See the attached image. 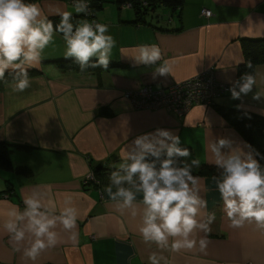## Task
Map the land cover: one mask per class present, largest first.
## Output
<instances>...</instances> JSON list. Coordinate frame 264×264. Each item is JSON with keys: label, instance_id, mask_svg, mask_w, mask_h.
<instances>
[{"label": "crops", "instance_id": "obj_1", "mask_svg": "<svg viewBox=\"0 0 264 264\" xmlns=\"http://www.w3.org/2000/svg\"><path fill=\"white\" fill-rule=\"evenodd\" d=\"M37 2L54 26L60 22L58 11H71L76 18L81 15L71 0ZM203 10L211 15L205 16ZM134 18L133 10L113 2L97 12L95 21L108 24L116 40L110 60L114 67L83 72L61 68L57 61L67 60L66 46L57 33L44 50L39 68L29 69L28 89L14 92V81L6 72L0 81V141L27 149L13 150L14 171H0V209L9 204L22 207L23 195L38 184L51 185L57 197L73 194L80 210L78 243L66 238L46 251L37 264H149L153 252L165 256L168 264H264V229L254 223L233 229L213 182L217 171L199 172L203 166L214 167L207 162V145L212 140L246 141L234 123L240 112L264 118V97L253 98L256 88L240 99L227 92L215 105H197L181 115L172 110L139 109L124 96L146 85L165 89L207 71L218 83L231 87L245 61L243 43L264 41V0H183L181 9L157 7L144 23ZM144 44L161 48L164 60L173 67L172 74L154 77L160 61L144 65L135 60L138 47ZM254 74L258 92L264 94V62L255 65ZM157 128L179 135L181 147L192 154L182 159H201L194 175L201 177L205 189L206 214L216 216L206 236V252L197 248L169 253L144 243L136 231L138 218L121 217L105 191L114 170L107 165L120 162L126 143ZM254 145L262 148L264 138ZM90 171L97 178L85 183ZM204 235L199 233L197 239ZM0 264H25L2 232Z\"/></svg>", "mask_w": 264, "mask_h": 264}, {"label": "clouds", "instance_id": "obj_2", "mask_svg": "<svg viewBox=\"0 0 264 264\" xmlns=\"http://www.w3.org/2000/svg\"><path fill=\"white\" fill-rule=\"evenodd\" d=\"M73 2L76 13L89 14L90 0ZM56 14L60 22L54 26L37 0H0V81L7 72L14 81V92H24L31 86L29 69L39 68L44 50L57 33L62 34L66 46L64 58H71L82 71L109 67L116 46L110 26L86 19L74 23L71 11ZM134 57L144 65L160 61L154 77L173 72L156 44L140 45ZM251 67L249 63L247 68ZM254 88L257 91L253 93ZM229 90L233 99L249 93L257 100L264 97L258 92L257 76L251 72H244ZM128 131L124 133L125 141ZM207 151V162L218 173L213 182L230 226L239 229L254 223L264 229V154L247 141L236 143L228 137L212 140ZM191 155L187 147H181L179 135L157 128L126 143L120 162L107 165L114 170L105 191L116 211L121 217L138 218L139 237L161 251L207 250L206 236L216 216L206 214L205 189L201 177L194 175L201 159H181ZM86 178L93 179L94 173L90 171ZM0 217V232L7 235L12 251L19 253L25 264H37L46 251L57 248L66 238L73 244L79 241L76 229L80 210L74 196L65 192L57 197L51 185H36L23 195L22 207L9 204L0 209ZM199 233L205 235L197 239ZM148 259L149 264H168L166 257L157 252Z\"/></svg>", "mask_w": 264, "mask_h": 264}, {"label": "trees", "instance_id": "obj_3", "mask_svg": "<svg viewBox=\"0 0 264 264\" xmlns=\"http://www.w3.org/2000/svg\"><path fill=\"white\" fill-rule=\"evenodd\" d=\"M108 2L116 3L120 6L128 7L133 10L135 15L134 22H145V17L149 12L154 11L157 7L163 5L164 7L171 8L172 10L181 9L183 6V0H90L91 12L87 16L81 13L77 18L73 16L74 23H79V19L89 20L90 23L95 21L97 12L103 9L104 4ZM243 52L245 61L238 68L239 78L244 72L254 73V68L257 63L264 62V41H246L243 43ZM61 68L65 70H76V71H96L100 68H88L81 70L79 65L71 59L57 61ZM251 63L252 67L247 68V65ZM116 64L109 63V67H114ZM227 114L226 116H228ZM236 129L243 136V138L255 146L256 140L260 137L264 138V118L240 112V117L237 122L234 123ZM14 149H27V146H21L8 142L0 141V171L11 172L14 171L15 167L12 161L11 154ZM260 153L264 154V146L258 149ZM182 159V158H181ZM264 163V160L261 161ZM215 167L203 166L200 169V173L209 174L216 172ZM98 175V171L95 172ZM96 177V176H95ZM97 178V177H96Z\"/></svg>", "mask_w": 264, "mask_h": 264}, {"label": "built area", "instance_id": "obj_4", "mask_svg": "<svg viewBox=\"0 0 264 264\" xmlns=\"http://www.w3.org/2000/svg\"><path fill=\"white\" fill-rule=\"evenodd\" d=\"M207 17L209 10H203ZM230 86L218 83L211 71L195 75L182 82H176L165 89H154L150 85L138 90L126 91L125 98L132 101L136 108L151 110H172L183 115L197 105L213 106L216 99L224 93L230 92ZM93 179L85 180V183Z\"/></svg>", "mask_w": 264, "mask_h": 264}, {"label": "rangeland", "instance_id": "obj_5", "mask_svg": "<svg viewBox=\"0 0 264 264\" xmlns=\"http://www.w3.org/2000/svg\"><path fill=\"white\" fill-rule=\"evenodd\" d=\"M71 1H73V0H71ZM107 4V3H106ZM89 12H91V6L89 5Z\"/></svg>", "mask_w": 264, "mask_h": 264}, {"label": "water", "instance_id": "obj_6", "mask_svg": "<svg viewBox=\"0 0 264 264\" xmlns=\"http://www.w3.org/2000/svg\"><path fill=\"white\" fill-rule=\"evenodd\" d=\"M99 168V167H98Z\"/></svg>", "mask_w": 264, "mask_h": 264}]
</instances>
